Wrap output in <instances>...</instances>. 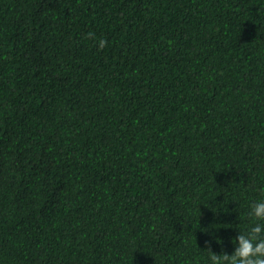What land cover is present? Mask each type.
Masks as SVG:
<instances>
[{"label": "trees", "instance_id": "16d2710c", "mask_svg": "<svg viewBox=\"0 0 264 264\" xmlns=\"http://www.w3.org/2000/svg\"><path fill=\"white\" fill-rule=\"evenodd\" d=\"M259 199L264 0H0V264H210Z\"/></svg>", "mask_w": 264, "mask_h": 264}, {"label": "clouds", "instance_id": "9594fccd", "mask_svg": "<svg viewBox=\"0 0 264 264\" xmlns=\"http://www.w3.org/2000/svg\"><path fill=\"white\" fill-rule=\"evenodd\" d=\"M106 41L97 42L104 48ZM249 224L235 237V247L231 254L217 255L211 251L210 264H264V199L254 201L249 206Z\"/></svg>", "mask_w": 264, "mask_h": 264}]
</instances>
